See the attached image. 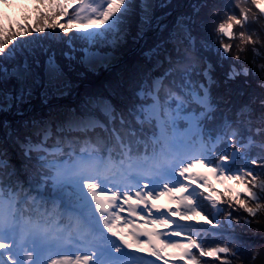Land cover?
<instances>
[{
  "label": "snow or ice",
  "instance_id": "snow-or-ice-1",
  "mask_svg": "<svg viewBox=\"0 0 264 264\" xmlns=\"http://www.w3.org/2000/svg\"><path fill=\"white\" fill-rule=\"evenodd\" d=\"M0 5L20 10L16 18L0 11V112L15 109L23 117L24 106L38 90L47 105L53 98L75 95L79 85L74 80H82L86 72L112 71L120 65L108 88L118 103L85 96L80 114L72 109L67 128L100 129L121 148L125 140L139 143L145 124L155 121L159 129L143 153L124 151V158L110 166L115 176H100L97 166L96 172H81L72 183L80 211L91 217L95 203L103 216L101 259L95 264H139L137 258L122 255L121 246L162 264H257L264 244L257 247L244 237L264 227V111L253 118L249 105L234 112L222 109L212 89L219 84L215 72L221 68L225 85L254 80L264 91V0H195L171 28L163 21L180 7L171 0H0ZM156 8L171 10L157 16ZM198 19L205 27L219 21L213 29L217 40L197 41L193 26ZM128 37L133 47L130 59L122 61L116 52ZM225 38L239 41L235 52ZM135 52L143 62L134 61ZM259 104L264 109V98ZM93 109H99L103 122ZM53 111L47 120L20 122L25 131L43 137L35 144L29 136L20 143L18 130L5 125L7 137L16 134L26 157L44 153L39 155L41 167L59 166L47 159L44 146L57 119ZM178 121L187 123L184 131L177 128ZM63 131L57 123L56 132ZM257 139L260 154L250 156L248 149ZM4 163L0 160V167ZM50 179L53 188H62L59 176ZM37 185V192L46 186L40 181ZM3 192L0 264H40L32 255L26 260L20 255L42 242L31 234L16 238L17 202L9 199L6 205ZM83 259L94 264L91 256ZM49 264H59V258Z\"/></svg>",
  "mask_w": 264,
  "mask_h": 264
},
{
  "label": "trees",
  "instance_id": "trees-1",
  "mask_svg": "<svg viewBox=\"0 0 264 264\" xmlns=\"http://www.w3.org/2000/svg\"><path fill=\"white\" fill-rule=\"evenodd\" d=\"M177 0H172L171 4L174 5V3ZM162 8H159V11ZM170 9V8H169ZM191 9L187 7L185 10L180 11L178 14L181 12L188 13L190 12ZM156 13V9H155ZM219 21H214V22H208L209 26L205 27L202 19H198L196 23L193 26V35L196 36L197 41L205 40L206 37H210L212 35H215L213 32V28L215 27V24L218 23ZM136 23L137 21L134 20L131 26V32L132 35H135L136 31ZM170 28V26H169ZM236 31H240L239 28L236 29ZM167 35V33H165ZM150 37L152 36L149 35ZM224 41H229L228 39L225 38ZM233 47L236 46V44L239 43L237 39H232L231 40ZM151 43V40L149 41ZM199 46V45H198ZM132 40L131 37L127 38V43L121 45V47L117 50L116 54H123L121 57L122 61H127L130 59V52L132 50ZM169 48H174L172 44L168 45ZM234 52V51H233ZM132 56L134 57L135 60H139L140 62L142 61V58L140 57L139 52L132 53ZM43 58V57H42ZM227 65H225V68ZM101 69V70H100ZM99 72L97 74H92V73H87V76L85 79L82 80H74V82L78 83V88L80 87V92L77 95L75 92V95H69L67 97H62L60 99L53 98L49 101L48 106H44V104L41 101V98L39 97V90L36 92L37 94V99H35L34 102V109L31 110V112L27 113L25 115V118H20L18 122L13 121V118H10V125L12 129H18L20 128V122L22 120H31V119H40L43 117V114L45 113V109H50V107H55L56 105H61V104H68V105H73L76 107V109H79L81 103L84 102V97L91 95L92 97L96 96H105L110 98L112 100V103L116 105L118 102L116 99L112 98L109 96L108 93V88L110 85L113 84L114 78H115V73L120 69L119 66H115L112 71H107L103 68H100ZM81 71L84 69L81 68ZM224 69L217 68L215 72V76L217 80L219 81L218 86L213 87L212 89V96L220 101V107L222 109L224 108H231L233 109V112L236 108L242 105H249L250 109L252 111L253 118L259 117L262 111L264 109L261 108L259 104V99L264 98V91H262L260 88L256 86V82L254 80L250 81L248 85L244 84L242 79H238L235 82H230L229 84L225 85L223 83V73ZM74 91V90H73ZM77 97V98H76ZM253 98L255 99V102H253ZM227 102V103H226ZM56 104V105H54ZM25 108V107H24ZM38 110V111H36ZM94 111V110H93ZM16 110L13 109L11 115H15ZM2 115L0 118L3 119L5 116L4 114L0 113ZM12 120V121H11ZM90 137H92L93 143L97 146L96 148L98 150H102L103 143L108 141L106 137L104 136L103 132L100 129H96L93 132L90 133ZM52 141H56V137H52ZM7 146H8V154L13 155L15 160H13L12 166L10 168H14L15 164H21L22 166H25L24 171L26 174L32 175L35 179H40L45 172L49 174L50 171H46L44 167H41L39 164L34 163L35 158H26L20 150L16 147V144L13 139H8L6 140ZM114 149H117L115 141H111ZM259 143V139L257 141ZM251 152L253 156L259 155L260 154V148L258 144H255L251 147ZM116 154V152H115ZM15 163V164H14ZM10 168H5L2 170L1 174V181L3 182V185L8 184L10 178L7 173V171L10 170ZM37 170H39L37 172ZM12 175V173H11ZM47 190L50 189L49 183L45 184ZM211 238V237H210ZM251 242V241H250ZM251 243L255 244L254 241ZM209 246V245H206Z\"/></svg>",
  "mask_w": 264,
  "mask_h": 264
},
{
  "label": "rangeland",
  "instance_id": "rangeland-1",
  "mask_svg": "<svg viewBox=\"0 0 264 264\" xmlns=\"http://www.w3.org/2000/svg\"><path fill=\"white\" fill-rule=\"evenodd\" d=\"M182 1L183 0H177L174 3V5H180V3ZM18 2L19 3H28L29 0H18ZM158 2H164V0H158ZM194 2H195V0H188L183 9H181V10L179 9L174 13L173 20L175 21L176 16L178 15V13L180 11L185 10L190 4H192ZM170 10L171 9H169V8H162L159 11V8H156L155 15L160 16V15H163L165 12H168ZM0 11L7 13V15L9 17H12V18H16L20 14L19 9L7 8L4 5H0ZM170 23H169V21L167 22L168 25H170ZM212 33H215V32L213 31ZM206 39H210V40L215 41L218 39V37L215 34V35H212L210 37H206ZM224 42L232 44L231 41H224ZM136 48H137V46H136ZM232 51L235 52L236 47H233ZM121 56H123V54H120V57ZM116 66H119V65H116ZM98 72H99V70H98ZM87 73H90V72H86L83 79L86 78ZM97 73H92V74H97ZM80 87L74 89V92L77 95L80 92L79 91ZM39 97H40V94H39ZM36 99H37V97H36ZM33 101H34V99L31 100L29 105H26L27 110H29L32 106H34ZM245 142H247V141H245ZM255 144H257V143H255ZM91 146L92 145L90 143H86V144L81 145L80 148H81V151H88ZM109 146L113 148L112 142L108 141L106 148ZM249 150H250V147H249ZM124 151H126V150L124 149ZM124 151H121L123 154H122V156H120V161H121V159L124 158ZM116 160H114V161L116 162ZM93 166L95 167V165H93ZM10 167H13V166L10 165L9 168ZM94 167L91 168L92 169L91 172H93ZM12 171L15 175L14 176V179H15L14 184L20 185V188H21L20 194H17L15 196V199H14V201L17 202L16 205L14 206V210L17 213L18 220L28 223L29 231H31L32 226H34V224L41 219L45 223L46 227H49V226L55 227L57 225L60 226V228H62L65 232L67 231L66 232L67 236H71L73 234L80 233V232H81L80 233L81 235L86 233V230H83L84 227L82 225V218L80 215L81 213L77 209L79 206V201L77 200L76 196L73 194L72 188H68L63 184L62 188L55 189L52 187V183H53V181H52L49 193H47V190L45 187H43L40 192H37V191H35V189L38 187V185H37L36 179L33 176H29V175H24V177L18 176V174L21 172V166L19 164H15V168L13 170H12V168H10V170L7 171V173L8 174L12 173ZM55 175H56V170L54 171L52 177H54ZM43 179H46V178H43ZM43 179H41L40 183L45 185ZM8 193H11V196H12L14 194V191H9ZM70 207H72V209H73L72 213L70 211L67 212V209ZM222 207L224 208L225 211L228 210L226 205H222ZM208 208H209V211H211L210 206H208ZM29 210H30V212H29ZM31 215H33L34 217L32 216V219L28 220V217L30 218ZM222 216H223V213H221V216L217 217V219H222ZM205 227H210V226L205 225ZM27 233L29 234V232H27ZM262 237H264V227L260 228L259 234H257V235H250L249 234V235H246L244 237V239L251 241V242L254 241L255 245L257 247H259L260 245L264 244V238H262ZM176 239H178V238H176ZM208 239H212V238L208 237ZM219 242L222 243L223 241H219ZM229 246H231V245H229ZM206 264H211V261H207ZM257 264H264V254H262L261 257L257 260Z\"/></svg>",
  "mask_w": 264,
  "mask_h": 264
},
{
  "label": "bare ground",
  "instance_id": "bare-ground-1",
  "mask_svg": "<svg viewBox=\"0 0 264 264\" xmlns=\"http://www.w3.org/2000/svg\"><path fill=\"white\" fill-rule=\"evenodd\" d=\"M53 116H55L57 119L60 118L69 121L71 114L67 110H64V111H59ZM92 164H95V161L90 162V160L86 155L84 154L76 155L73 162L71 163L66 161L62 162L59 165V167L56 168V175L54 177L59 176L65 186L68 185L67 183L72 184L77 175H79L81 172L86 171L84 166L89 167ZM112 164H113L112 160L108 158L106 164H104L103 162L101 163V169L109 170ZM111 176H115L114 173H111ZM89 199L91 200L92 197H89ZM157 203H159V200L157 201ZM91 207L93 209V215L91 217H86L80 211L79 206L77 209L81 213L80 215L83 222L82 225L84 227L83 230L86 229L94 230L97 231V235H99L101 231L104 229V225L101 222L103 220V216L100 214L99 211L96 210L95 203H93ZM68 211L72 213L73 212L72 207L68 208L67 212ZM9 222L10 220L6 215L5 217L6 227L9 224ZM18 223H19V227L17 229V234H16V238L18 240L25 238L28 235L27 232H29L32 238L42 242V246L36 248L35 250L29 247L21 251L20 255L23 256L25 260L29 255H32L34 259H36L39 262H42V264H49V261L56 258H59V264H86V262L83 259L85 256L93 257L94 264L96 261H99L101 259V257L98 254V248L101 247L102 245L95 246L92 245L91 242L87 243L86 240L80 242V239L76 240V238L72 237V235L67 236V233L58 225L55 227L53 226L46 227L43 220L40 219L38 222L34 224V226H32L31 231H29L26 222L18 220ZM180 223L183 224L186 222H180ZM114 230L122 231L120 228H117L115 226H114ZM104 235L107 239L115 240L114 237L108 236L106 232L104 233ZM172 238H177V237H172ZM78 241L80 243H78ZM121 247H122V255L126 257H130L132 259L137 258L139 264H162V261H157L155 260V258L148 256L147 254H142L135 250H128L126 248H123V246Z\"/></svg>",
  "mask_w": 264,
  "mask_h": 264
},
{
  "label": "water",
  "instance_id": "water-1",
  "mask_svg": "<svg viewBox=\"0 0 264 264\" xmlns=\"http://www.w3.org/2000/svg\"><path fill=\"white\" fill-rule=\"evenodd\" d=\"M188 0H185V3L187 2ZM174 12H175V10L174 11H172V15L174 14ZM172 15L171 16H168V17H166V19L164 20V21H167V20H169L171 17H172Z\"/></svg>",
  "mask_w": 264,
  "mask_h": 264
}]
</instances>
